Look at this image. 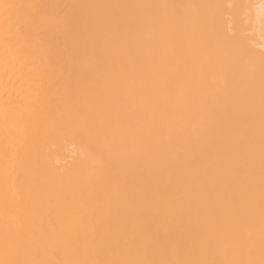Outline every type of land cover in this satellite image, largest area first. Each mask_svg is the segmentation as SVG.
Masks as SVG:
<instances>
[{"label":"bare ground","instance_id":"6f19581e","mask_svg":"<svg viewBox=\"0 0 264 264\" xmlns=\"http://www.w3.org/2000/svg\"><path fill=\"white\" fill-rule=\"evenodd\" d=\"M0 264H264V0H0Z\"/></svg>","mask_w":264,"mask_h":264}]
</instances>
